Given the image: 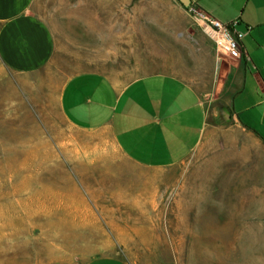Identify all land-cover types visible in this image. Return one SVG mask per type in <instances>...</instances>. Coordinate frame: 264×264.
<instances>
[{
	"label": "rangeland",
	"instance_id": "374dc122",
	"mask_svg": "<svg viewBox=\"0 0 264 264\" xmlns=\"http://www.w3.org/2000/svg\"><path fill=\"white\" fill-rule=\"evenodd\" d=\"M30 10L53 51L34 73L0 72V264H192L194 254L197 264H240L238 244L225 254L207 238L194 242L199 227L181 233L187 221L170 190L191 173L190 159L167 171L139 168L106 129H72L56 105L61 84L83 72L119 87L167 74L198 89L214 69L213 44L186 10L174 0H34ZM203 102L207 123L223 124L222 106ZM211 213L200 223H210L217 247L225 231L240 233V221L224 229V213ZM244 228L246 237L258 230Z\"/></svg>",
	"mask_w": 264,
	"mask_h": 264
},
{
	"label": "crops",
	"instance_id": "0c3cea01",
	"mask_svg": "<svg viewBox=\"0 0 264 264\" xmlns=\"http://www.w3.org/2000/svg\"><path fill=\"white\" fill-rule=\"evenodd\" d=\"M33 1L0 0V72L34 73L52 55L51 33L31 13ZM188 1L223 24L235 21L233 29L244 33L237 57L210 47L214 69L207 82L199 81L197 89L155 73L119 87L83 72L61 84L56 105L72 129H106L122 156L139 168L167 171L190 159L191 173L179 176L170 190L178 215L187 221L180 225L182 235L199 227L203 231L194 242L207 238L215 245L211 251L225 254L238 244L240 264H264V0ZM204 100L220 104L227 121L207 123ZM211 211L224 213V229L240 221V233L225 231L219 247L210 223H200L212 218ZM244 227L258 230L246 237ZM86 264L125 263L103 258Z\"/></svg>",
	"mask_w": 264,
	"mask_h": 264
},
{
	"label": "built area",
	"instance_id": "2783aa9c",
	"mask_svg": "<svg viewBox=\"0 0 264 264\" xmlns=\"http://www.w3.org/2000/svg\"><path fill=\"white\" fill-rule=\"evenodd\" d=\"M185 10L189 18L208 37L217 51L231 57L239 56L240 40L244 33L233 29L235 21L223 24L191 5H188Z\"/></svg>",
	"mask_w": 264,
	"mask_h": 264
},
{
	"label": "water",
	"instance_id": "95a60500",
	"mask_svg": "<svg viewBox=\"0 0 264 264\" xmlns=\"http://www.w3.org/2000/svg\"><path fill=\"white\" fill-rule=\"evenodd\" d=\"M177 2L184 9L187 8L189 5L188 0H177ZM222 121H223V123H225L227 121V115L225 112L222 113Z\"/></svg>",
	"mask_w": 264,
	"mask_h": 264
},
{
	"label": "bare ground",
	"instance_id": "6f19581e",
	"mask_svg": "<svg viewBox=\"0 0 264 264\" xmlns=\"http://www.w3.org/2000/svg\"><path fill=\"white\" fill-rule=\"evenodd\" d=\"M194 256H195V254H194L193 257L191 258V260H192V264H197V258L194 257Z\"/></svg>",
	"mask_w": 264,
	"mask_h": 264
}]
</instances>
